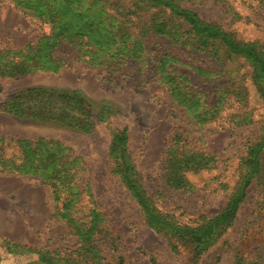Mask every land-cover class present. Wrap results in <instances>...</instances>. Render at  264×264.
<instances>
[{
    "label": "rangeland",
    "instance_id": "obj_1",
    "mask_svg": "<svg viewBox=\"0 0 264 264\" xmlns=\"http://www.w3.org/2000/svg\"><path fill=\"white\" fill-rule=\"evenodd\" d=\"M186 9L221 27L236 42L259 44L264 53V0L197 1ZM49 32L8 1H0V52L21 50ZM145 48L151 60L167 54L185 64L180 67L183 79L206 88L208 104H215L218 92L214 95V88L228 79H200L190 68L218 71L211 57L172 46L162 38H149ZM56 55L67 60L57 73L0 75V139L39 142L31 147L35 151L29 167L34 166L35 173L0 172V242L30 251L78 250V236L61 218L59 208L73 197L76 200V192H83L75 216H87L90 209L101 215V232L94 238L101 239L97 244L100 264H117L119 257L120 264H264V168L251 180L229 225L196 243L147 221L109 153L113 133L126 128L123 151L128 174L150 209L171 225L200 226L227 206L240 184L241 161L261 137L264 94L252 66L244 58L237 60L235 88L223 95L218 114L205 123L192 120L191 106L186 110L175 105L154 81V60L148 58V66L140 69L127 65L111 73L88 68L67 49ZM239 86L244 89L242 100L237 97ZM36 89L70 92L84 99L91 108V125L77 129L15 116L5 109L11 97ZM176 144L178 151L184 147L215 159L208 169L185 173L182 187H176V177L166 170L168 148ZM20 153L19 147L10 144L3 157L15 156L20 165L22 159L26 162L23 150L22 159ZM53 163L55 179H50ZM19 252L0 248V264H30L37 259L32 253Z\"/></svg>",
    "mask_w": 264,
    "mask_h": 264
},
{
    "label": "trees",
    "instance_id": "obj_2",
    "mask_svg": "<svg viewBox=\"0 0 264 264\" xmlns=\"http://www.w3.org/2000/svg\"><path fill=\"white\" fill-rule=\"evenodd\" d=\"M8 1L23 16L29 17L41 26L49 28V34L44 35L34 44L12 52H0V75L16 78L27 74L57 73L66 66V59L57 57V52L67 49L75 55V59L88 68H99L106 72L117 73L127 65H136L139 69L148 66L145 60H151V52L145 48L149 38H162L172 46L192 50L211 57L218 65V71L208 72L196 66L190 68L200 79H228L226 84L214 88L218 92L215 104L209 102V91L183 79L180 71L182 62L170 55H162L155 61L154 81L166 91L170 99L190 112L189 117L195 122L212 121L218 114V104L223 95H230L235 88V66L239 58H244L254 70L255 80L261 83L264 94V53L256 43L236 42L221 27L206 23L186 6L197 1L212 3L217 0H0ZM150 61V62H151ZM149 62V61H148ZM2 67V68H1ZM232 76V77H231ZM216 92V93H217ZM237 97L244 99V89L239 86ZM5 109L15 116L27 117L33 120L54 123L58 122L77 129L88 128L91 125V108L82 98L70 92L54 90H30L11 97L5 104ZM203 124V123H199ZM179 138V136H178ZM24 140L0 139V172L20 173L31 176L34 151L31 147L38 145ZM126 143V128L113 133L109 153L116 162V171L121 177L129 196L137 204L139 211L147 221L163 225L173 233L188 236L196 243L207 239L217 228H225L233 220L239 204L245 197L246 189L251 180L262 172L264 161V122L261 137L251 144L241 161L240 184L232 194L227 206L216 216L204 219L197 227L174 226L150 209L144 194L128 174L126 156L123 151ZM3 144V146H2ZM10 144L22 150L24 160L20 165L17 158L3 157L4 148ZM22 148V149H21ZM28 153H25V150ZM166 170L176 177V187H182L186 181L184 174L189 171L208 169L214 164L213 156L185 150L181 147H169ZM53 156V155H51ZM40 158V165L46 160ZM55 163L50 179L55 176ZM28 166V168H26ZM25 169V170H24ZM37 170V169H36ZM35 170V171H36ZM264 179V174L262 175ZM55 187V186H54ZM264 187V182H263ZM58 191L57 187L53 194ZM83 194V192H82ZM76 200L59 208L61 218L71 227L80 241L78 250L68 251H30L6 241L0 242V248L15 249L19 253H32L37 256L30 264H100L101 258L98 245L101 239L95 240L100 234L101 215L89 210L88 215L78 218L75 215L80 208ZM74 202V203H73ZM121 258L117 259V264Z\"/></svg>",
    "mask_w": 264,
    "mask_h": 264
}]
</instances>
